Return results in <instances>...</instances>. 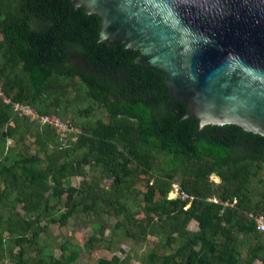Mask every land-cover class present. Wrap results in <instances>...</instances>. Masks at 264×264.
<instances>
[{"label":"trees","instance_id":"obj_1","mask_svg":"<svg viewBox=\"0 0 264 264\" xmlns=\"http://www.w3.org/2000/svg\"><path fill=\"white\" fill-rule=\"evenodd\" d=\"M99 20L70 0H0L4 94L79 129L62 144L0 97V262L72 264L100 243L113 253L95 264H131L123 241L155 236L169 251L150 264H264L248 216L264 215V134L184 118L164 75L101 40ZM173 182L193 198H168ZM70 220L93 232L82 246L63 237L56 256L43 235Z\"/></svg>","mask_w":264,"mask_h":264},{"label":"water","instance_id":"obj_2","mask_svg":"<svg viewBox=\"0 0 264 264\" xmlns=\"http://www.w3.org/2000/svg\"><path fill=\"white\" fill-rule=\"evenodd\" d=\"M162 73L184 118L264 134V0H70Z\"/></svg>","mask_w":264,"mask_h":264},{"label":"rangeland","instance_id":"obj_3","mask_svg":"<svg viewBox=\"0 0 264 264\" xmlns=\"http://www.w3.org/2000/svg\"><path fill=\"white\" fill-rule=\"evenodd\" d=\"M31 151L33 148L30 149ZM143 176V175H142ZM213 178H217L212 175ZM218 180V178H217ZM82 181V177L73 176L69 180H67L66 184H71L73 186H79ZM137 187L141 190H145L144 182L140 181L137 184ZM191 229H196V223L191 221L188 225ZM110 227L105 228V234H108V230ZM93 232L92 226L88 223L86 224H78L75 225L72 220H70L69 224L66 226H59L57 224H51L48 228L46 234L43 235V241L45 240L49 246L53 248L54 254L59 256L60 249L58 247V242L63 238H68L71 242L78 243L79 245H83V243L87 240L90 234ZM124 244V252H120L116 250V253L119 255H125L128 253L130 255L131 264H150L146 261L149 252L152 250L154 252H161L164 250L166 252L169 251L167 248H163L160 244V239L155 236H148L146 242L134 244L132 239H125ZM111 249L104 246L103 244H95L93 247H83L80 249L79 257L72 264H95L98 257H110L112 255ZM142 258H145L142 261ZM0 264H12V262L8 259L3 260Z\"/></svg>","mask_w":264,"mask_h":264},{"label":"built area","instance_id":"obj_4","mask_svg":"<svg viewBox=\"0 0 264 264\" xmlns=\"http://www.w3.org/2000/svg\"><path fill=\"white\" fill-rule=\"evenodd\" d=\"M0 97L3 99L5 103H11L12 108L19 115L26 116L31 120H36L40 124H46L54 128L62 144H66L70 139L75 138L76 134L79 132V129L77 127L68 124V122L64 121L60 116L56 114H39L33 107L29 106L28 104H24L20 102H12L11 98L4 94L1 84H0ZM215 180H217V178ZM167 197L168 198L181 197V198H188L189 200L193 198L192 195H189L186 192L182 191L179 185L175 182L172 183V187L168 192ZM207 199L213 202L218 201L216 197H208ZM224 204H228V202H225ZM248 216L254 219L257 229L264 234V215L254 214L252 212H249Z\"/></svg>","mask_w":264,"mask_h":264}]
</instances>
